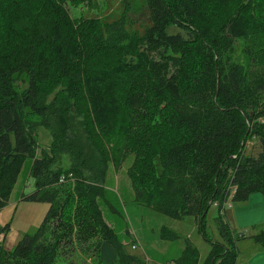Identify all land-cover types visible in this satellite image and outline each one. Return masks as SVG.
<instances>
[{
    "label": "trees",
    "instance_id": "trees-1",
    "mask_svg": "<svg viewBox=\"0 0 264 264\" xmlns=\"http://www.w3.org/2000/svg\"><path fill=\"white\" fill-rule=\"evenodd\" d=\"M123 1L108 19L70 12L97 0H0V209L27 163L35 191L22 199L49 205L12 249L0 240V264H103V244L114 264H144L99 202L115 211L107 175L130 158L133 202L192 217L210 244L201 262L184 241L176 264H236L224 204L264 202V0ZM40 126L49 149L38 150ZM252 138L256 155L245 154ZM215 203L222 241L205 234ZM249 237L264 250L263 230Z\"/></svg>",
    "mask_w": 264,
    "mask_h": 264
},
{
    "label": "rangeland",
    "instance_id": "rangeland-1",
    "mask_svg": "<svg viewBox=\"0 0 264 264\" xmlns=\"http://www.w3.org/2000/svg\"><path fill=\"white\" fill-rule=\"evenodd\" d=\"M123 2V0H97L98 8L88 10L85 7L70 8V12L76 16L81 13L90 16L97 12L110 11L106 18L112 19L116 18V13L122 11ZM131 2L136 3L135 0ZM130 16L134 23L139 22L140 17L133 10L130 11ZM51 143L52 130L40 126L38 128V150L49 149ZM261 149L262 142L257 138H252L246 143L245 154L256 155ZM61 159L62 166L67 167L68 159L65 156ZM130 163L131 158L117 170L111 165L107 175L106 197L115 207V211L109 204L99 199L106 220L115 228L116 234L126 245L127 252L138 255L144 264H176L175 260L185 246L184 241L189 240L198 249L200 261H204L210 251V244L199 234L196 220L189 216L173 220L133 202V191L126 175V169ZM28 165L29 163L25 164L21 171L7 205L0 209V227L9 224L6 235H1L0 240H4V246L8 249H12L25 234L33 233L37 229L49 207L47 203L22 199V196H29L35 191L34 179L29 176ZM228 205L231 206L224 209L223 218L228 222L234 237L238 238L235 241L238 250L236 264H242L245 261H249L246 264H264V258L257 252H264V250H261L249 237L259 231H264L262 194L254 193L246 202L230 201ZM234 213L236 220L233 218ZM218 218V208L212 205L205 218V234L214 241L223 239L217 226ZM163 228L173 232L171 235L177 238L171 241L162 240L160 234ZM241 235L246 238L239 239ZM133 245L135 248H132ZM75 259L78 260L77 257ZM102 263L108 264L103 258ZM55 264H65V261L59 258Z\"/></svg>",
    "mask_w": 264,
    "mask_h": 264
},
{
    "label": "crops",
    "instance_id": "crops-1",
    "mask_svg": "<svg viewBox=\"0 0 264 264\" xmlns=\"http://www.w3.org/2000/svg\"><path fill=\"white\" fill-rule=\"evenodd\" d=\"M249 199V198H248ZM248 201V200H247ZM246 202V201H245ZM233 218L236 220V215L234 213ZM245 237V236H244ZM246 238V237H245ZM259 252V255L262 256V258H264V252L262 251H257ZM132 254V253H130ZM208 254V253H207ZM253 255V254H252ZM101 256L103 258V260H105L108 264H112V262L115 260L116 258V253L115 250L113 249V247L109 244H103L102 245V249H101ZM254 256V255H253ZM249 261H245L242 262V264H246Z\"/></svg>",
    "mask_w": 264,
    "mask_h": 264
},
{
    "label": "built area",
    "instance_id": "built-area-1",
    "mask_svg": "<svg viewBox=\"0 0 264 264\" xmlns=\"http://www.w3.org/2000/svg\"><path fill=\"white\" fill-rule=\"evenodd\" d=\"M228 204H229V202H226V203L224 204V206H225L224 209H225L227 206H228V207L231 206V205L229 206ZM214 206H217V203H215ZM222 211H224V210H222ZM132 248H135V246L133 245Z\"/></svg>",
    "mask_w": 264,
    "mask_h": 264
},
{
    "label": "clouds",
    "instance_id": "clouds-1",
    "mask_svg": "<svg viewBox=\"0 0 264 264\" xmlns=\"http://www.w3.org/2000/svg\"><path fill=\"white\" fill-rule=\"evenodd\" d=\"M216 207V206H215Z\"/></svg>",
    "mask_w": 264,
    "mask_h": 264
}]
</instances>
